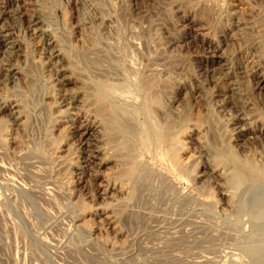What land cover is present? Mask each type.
<instances>
[{
	"label": "rangeland",
	"instance_id": "rangeland-1",
	"mask_svg": "<svg viewBox=\"0 0 264 264\" xmlns=\"http://www.w3.org/2000/svg\"><path fill=\"white\" fill-rule=\"evenodd\" d=\"M0 264H264V0H0Z\"/></svg>",
	"mask_w": 264,
	"mask_h": 264
},
{
	"label": "bare ground",
	"instance_id": "bare-ground-1",
	"mask_svg": "<svg viewBox=\"0 0 264 264\" xmlns=\"http://www.w3.org/2000/svg\"><path fill=\"white\" fill-rule=\"evenodd\" d=\"M90 132V131H89ZM176 141V140H175ZM251 168V167H250ZM252 171V170H251ZM251 173H253V172H251ZM254 175H256V176H259V175H261V174H263V173H261L259 170H254V173H253Z\"/></svg>",
	"mask_w": 264,
	"mask_h": 264
}]
</instances>
